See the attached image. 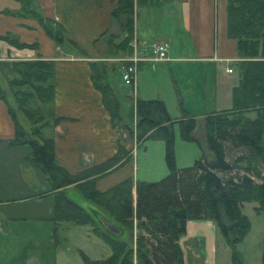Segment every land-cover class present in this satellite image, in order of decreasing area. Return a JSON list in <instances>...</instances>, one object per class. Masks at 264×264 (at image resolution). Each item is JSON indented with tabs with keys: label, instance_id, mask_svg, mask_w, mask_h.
I'll return each instance as SVG.
<instances>
[{
	"label": "trees",
	"instance_id": "trees-1",
	"mask_svg": "<svg viewBox=\"0 0 264 264\" xmlns=\"http://www.w3.org/2000/svg\"><path fill=\"white\" fill-rule=\"evenodd\" d=\"M14 1L20 5L18 16L35 20L57 45L65 41L64 28L34 10L31 0ZM134 1L118 0L111 14L122 35L118 41L119 36L109 35L107 58L133 55ZM226 35L236 42L240 59L237 64L240 81L233 90L232 108L207 114L201 121L187 115L176 121L162 101L137 100L131 106L129 118L131 124L136 118L135 128L128 123L125 128L137 144L149 139L165 143L169 173L153 183L127 178L105 191L97 189V182L128 163L132 159L130 152L120 146L109 160L76 173L68 172L56 159L53 139L43 133L60 121L54 119L50 123L44 114L45 106L54 101V63L42 60L13 63L19 79L9 80L7 86L15 87L9 106L15 124L11 144L30 148L29 163L42 174L47 193L54 201V223L91 226L111 251L109 258L99 261L81 255L84 264H183L179 240L186 234L188 222H213L218 233L235 249L249 230V220L242 212L244 205L254 203L255 213H264V0H227ZM0 40L17 48H36L10 35ZM89 67L92 83L101 95L112 125L122 123L120 105L108 82L105 63L94 61ZM7 87L0 86V99L4 101L8 100ZM19 115L28 121L29 128L19 120ZM199 123L205 153L191 166L178 169L174 163V125L179 126L183 140L197 141L194 134ZM70 186L102 210L103 216L118 227L120 237L108 232L100 221L66 197L64 190ZM137 227L149 237L139 234L133 247V231ZM124 233L126 236L122 238Z\"/></svg>",
	"mask_w": 264,
	"mask_h": 264
},
{
	"label": "crops",
	"instance_id": "crops-1",
	"mask_svg": "<svg viewBox=\"0 0 264 264\" xmlns=\"http://www.w3.org/2000/svg\"><path fill=\"white\" fill-rule=\"evenodd\" d=\"M31 1L44 18L54 20L64 28L66 39L57 45L35 20L17 15L20 5L16 1L0 0V37L10 35L22 44L36 45L35 49L17 48L0 40V86L6 89L7 76H16L13 63L53 62L54 101L45 106L44 114L50 123L54 119L60 121L43 133L53 139L59 164L68 172L76 173L109 160L120 146L133 158L139 144L125 128L127 122L121 112L117 78L107 71L122 118V123L113 126L101 95L94 88L89 67L90 62L98 59L109 62L127 58L101 56L106 50L105 37L117 29L118 24L112 21L111 14L118 0ZM226 4L227 0L134 1L132 56H147L152 42H165L169 46L168 61L140 63L137 74L147 66L155 68L160 64H173L185 78L201 80V86L193 91L197 100L193 108L203 112L201 119L207 114L231 109L233 90L240 81L236 42L226 35ZM220 71L221 75H218ZM235 72L237 79L232 77ZM137 74L133 88L138 83ZM205 75L208 77L206 89L202 86ZM10 105L11 100L0 99V264H49L48 261L40 262V253L49 252V240H40L38 230L17 227L32 221L52 220L54 212L52 207L46 213L38 207L44 197L52 196L47 193V184L46 190H38L36 169L29 163L30 148L11 144L15 124L9 113ZM184 115L196 118L190 111L182 109L180 116L173 120ZM131 160L100 179L97 189L105 191L132 178L129 170L123 171ZM34 200L36 205H33ZM93 213L97 221H108L100 210ZM83 232L81 243L85 244L91 237L86 229ZM217 234L211 221L188 222L186 234L179 240L183 264H214L209 249ZM125 236L124 233L122 238ZM98 249L102 260L111 256V251L107 253L101 247ZM79 255L81 260L84 255L91 261H99L92 260L81 248Z\"/></svg>",
	"mask_w": 264,
	"mask_h": 264
},
{
	"label": "rangeland",
	"instance_id": "rangeland-1",
	"mask_svg": "<svg viewBox=\"0 0 264 264\" xmlns=\"http://www.w3.org/2000/svg\"><path fill=\"white\" fill-rule=\"evenodd\" d=\"M33 9L36 10L34 7ZM112 33L113 32L109 35L119 36L117 39L118 41L122 35L119 24L117 25L115 33ZM109 35L105 37L106 41ZM107 49L106 45L105 53L101 54V56L107 55ZM117 57L118 56L110 55L109 58ZM121 60L122 59L103 62L107 67V71L111 73L115 79L117 78L116 87L121 103V112L124 120L129 125L131 124L129 119L132 111L131 106H135L137 100H148L147 98H150L149 100H162L172 119L174 117H179L182 109H186L201 121L200 117L203 112L193 108L194 103L197 104V100L193 96V91L196 90L198 86H201V80L196 81L195 79L189 80V78H185V76L180 74L179 69L175 68L173 64H160L155 68L147 66L145 69L140 70L137 74L138 83L136 82L135 88H133L132 85H125L122 81V69L124 65ZM96 61H99V59ZM218 75H221V71ZM232 77L237 79V72H235ZM16 78H18V76H15L14 74L12 76H7L6 87L9 86V80L12 81ZM207 78L206 75L202 77V81H204L202 86L205 89L207 87V84H205ZM14 89L15 87H7L6 90L7 98L12 101V92ZM22 89L26 88L24 87ZM33 105H37L36 101ZM19 120H21L25 127H30L28 121L24 120L23 116L19 115ZM132 124V128H135V117ZM194 135L196 136L197 141H185L180 135L179 126L177 124L174 125L173 150L176 168L182 169L191 166L195 160L199 159L202 154L205 153L203 148L204 134L201 123H199ZM126 170H129L132 174L131 177L135 182L153 183L163 179L169 173L166 162L165 143L157 139H149L140 143L135 149L134 156L129 166L125 167L123 171L125 172ZM36 173L37 178L35 179V182L38 183V190L42 192L47 189V186L42 174L38 170H36ZM64 192L69 200L82 207L93 218L96 217L93 213L95 210H100L102 212L100 208L86 200L77 188L70 186L67 187ZM35 203H37V201L33 202V205H36ZM38 203V207L41 211L46 213L49 210L48 208L52 207L54 212V201L50 196L44 197L41 202ZM255 207L256 205L254 203H246L244 205L242 212L249 220V230L243 241L238 244L235 249H232L219 233L217 236H214L212 246L209 249V252H212L214 264H234L236 261H238L239 264H263L264 213L257 215L254 210ZM17 227L22 230H38L40 240H49V252L48 254L45 251L40 253V262L48 261L49 264H83L79 255V248L83 249L84 253L92 260H102L103 257H100L101 253H99V247L107 251V253H110L109 247L100 241L99 237L94 234L93 227L91 226H75L71 224H62V226H58L57 224H54L52 220H39L27 224H20L17 225ZM84 229L87 230L88 235L91 237V239H88L85 244L81 243L80 236L84 233ZM139 234L144 235L147 238L149 237L145 231L140 230L137 227L133 231L134 239L132 240V244L135 243V238ZM132 246L135 247L134 244Z\"/></svg>",
	"mask_w": 264,
	"mask_h": 264
},
{
	"label": "built area",
	"instance_id": "built-area-1",
	"mask_svg": "<svg viewBox=\"0 0 264 264\" xmlns=\"http://www.w3.org/2000/svg\"><path fill=\"white\" fill-rule=\"evenodd\" d=\"M168 50L169 46L165 42H152L148 47L147 56H132L126 59H122L124 65L122 69V81L125 85H133L136 77L138 66L140 63H158L168 61ZM229 73L232 70H228Z\"/></svg>",
	"mask_w": 264,
	"mask_h": 264
},
{
	"label": "water",
	"instance_id": "water-1",
	"mask_svg": "<svg viewBox=\"0 0 264 264\" xmlns=\"http://www.w3.org/2000/svg\"><path fill=\"white\" fill-rule=\"evenodd\" d=\"M100 223H101V226L104 229H106L108 232L116 235L117 237H120L121 232L117 228H115L113 225H111L108 221L101 220Z\"/></svg>",
	"mask_w": 264,
	"mask_h": 264
}]
</instances>
